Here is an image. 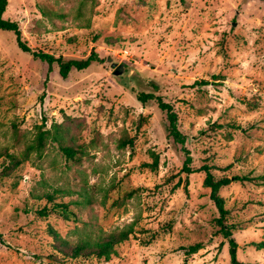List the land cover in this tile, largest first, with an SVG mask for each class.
Instances as JSON below:
<instances>
[{
	"label": "rangeland",
	"instance_id": "rangeland-1",
	"mask_svg": "<svg viewBox=\"0 0 264 264\" xmlns=\"http://www.w3.org/2000/svg\"><path fill=\"white\" fill-rule=\"evenodd\" d=\"M3 17L35 52L98 60L62 77L0 29V171L38 130L51 135L0 180V264H232L203 164L252 178L219 193L237 260L264 264V0H7ZM54 125L79 161L51 138ZM47 193L76 220L38 217ZM129 224L109 260L51 257L49 228L76 241Z\"/></svg>",
	"mask_w": 264,
	"mask_h": 264
},
{
	"label": "trees",
	"instance_id": "trees-1",
	"mask_svg": "<svg viewBox=\"0 0 264 264\" xmlns=\"http://www.w3.org/2000/svg\"><path fill=\"white\" fill-rule=\"evenodd\" d=\"M7 0H0V29L12 31L15 35L17 46L25 52H30L34 57L39 58L42 61H45L48 64L49 69H51L53 63H56L58 66V72L62 77H66L68 72L71 69H85L92 62L98 60L96 53L91 52L84 58L75 59H64L61 56L55 57L52 54L45 52H35L31 50L25 41L21 38V31L19 25L15 21L5 19L3 13L6 9ZM206 83V82H205ZM154 98L151 93H139L137 99L141 102H145L148 99ZM158 103V106L161 110H165L167 113L168 119V129L169 134L174 138V140L183 143L184 135L179 131L177 127V119L174 112H172L171 107L168 103L164 102L160 97H155ZM55 132L51 137L53 140L58 141L60 150L66 156L67 159L73 161L80 160V150H76L72 145H63L62 144V135L61 128L58 125L53 126ZM61 135V136H58ZM51 136L50 130H38L33 140H31L23 150L22 154L16 155L14 153H7L9 162L3 169L0 171V180L8 174V172L18 166L22 161L27 159L31 152L40 154L42 149L45 146L46 138ZM128 144H132L131 138H122L118 142V147L122 148ZM81 152V151H80ZM190 161V156L187 154L184 169L187 172H191V168L187 165ZM152 169H155L157 166V156H154L153 161L150 163ZM204 172L203 186L209 188V197L213 201L214 205L217 208L218 216L215 218L216 225L218 226V232L227 239L229 246V256L232 264H252L250 262H242L237 260V242L233 238V224L227 221L228 218V209L225 207V199L219 193L221 187L229 185L231 182L239 181H250L251 177L246 175L234 174L231 176L222 175L216 177L212 172V166L203 164L200 168ZM43 198L46 200V203L40 208L34 210V213L40 218H46L50 213H55L59 215L64 220H76L75 212L69 207L68 203L57 202L54 200L51 193L44 194ZM50 234L53 238L51 242L52 253L51 257L59 256L62 260L67 259H77L83 258L88 259V257H95L97 259L109 260L111 255L116 253V247L123 241L128 240L129 237L133 234L132 224L126 225L123 228L112 230L108 233L98 234L95 237L87 236L85 238H80L76 241H70L66 238L60 236V234L55 231L53 228H49ZM259 249H264V241H260L256 244ZM202 247L201 243L196 242L190 244L186 247L187 253H195Z\"/></svg>",
	"mask_w": 264,
	"mask_h": 264
},
{
	"label": "water",
	"instance_id": "water-1",
	"mask_svg": "<svg viewBox=\"0 0 264 264\" xmlns=\"http://www.w3.org/2000/svg\"><path fill=\"white\" fill-rule=\"evenodd\" d=\"M108 60H111V58L109 57ZM112 66H114V63H111ZM123 69V65L120 64L115 70H114V74H119Z\"/></svg>",
	"mask_w": 264,
	"mask_h": 264
}]
</instances>
